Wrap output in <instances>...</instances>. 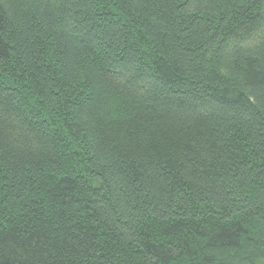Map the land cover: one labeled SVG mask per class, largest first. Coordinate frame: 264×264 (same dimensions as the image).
<instances>
[{
	"label": "trees",
	"instance_id": "trees-1",
	"mask_svg": "<svg viewBox=\"0 0 264 264\" xmlns=\"http://www.w3.org/2000/svg\"><path fill=\"white\" fill-rule=\"evenodd\" d=\"M0 264H264V0H0Z\"/></svg>",
	"mask_w": 264,
	"mask_h": 264
}]
</instances>
